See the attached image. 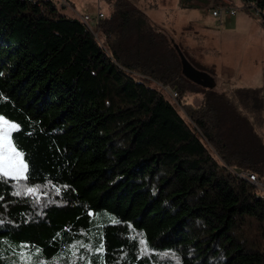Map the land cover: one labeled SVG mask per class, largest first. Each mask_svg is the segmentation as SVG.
Instances as JSON below:
<instances>
[{
	"label": "trees",
	"instance_id": "1",
	"mask_svg": "<svg viewBox=\"0 0 264 264\" xmlns=\"http://www.w3.org/2000/svg\"><path fill=\"white\" fill-rule=\"evenodd\" d=\"M105 2L97 36L57 0H0V117L28 166L0 180V264H264V194L240 176L264 173V59L261 86H203L194 27L189 50ZM242 2L264 30V0Z\"/></svg>",
	"mask_w": 264,
	"mask_h": 264
},
{
	"label": "rangeland",
	"instance_id": "2",
	"mask_svg": "<svg viewBox=\"0 0 264 264\" xmlns=\"http://www.w3.org/2000/svg\"><path fill=\"white\" fill-rule=\"evenodd\" d=\"M177 1L179 0H140L137 2L141 4V8L151 20L172 35L175 42L182 48L186 45L189 50L196 49L195 43L191 42V45H187L189 44L188 37L192 34L190 29L184 28L185 33L189 34L188 37L181 34L187 23L196 25L197 33L203 37L204 45L211 49L206 60L217 67L214 85L217 91L228 92L237 86H261L264 30L257 22L258 17L253 13L256 11L252 7L247 9L242 7V0H227L225 3L229 1L239 7L237 13L233 16L223 14L221 17H215L211 14V5H214L215 0H183L182 6L177 4ZM57 3L60 5L58 0ZM74 3L83 10H76L79 14L93 13L98 7L103 14L108 12L105 0H74ZM153 3L157 6H152ZM60 8L68 15L74 16L75 14L69 8ZM92 25L94 26L93 23ZM165 94L168 99L175 101V97L171 96L168 88L165 89ZM0 120L6 119L0 117ZM9 124L14 123L9 122ZM260 182L262 187L257 189L264 192V173L260 176Z\"/></svg>",
	"mask_w": 264,
	"mask_h": 264
},
{
	"label": "snow or ice",
	"instance_id": "3",
	"mask_svg": "<svg viewBox=\"0 0 264 264\" xmlns=\"http://www.w3.org/2000/svg\"><path fill=\"white\" fill-rule=\"evenodd\" d=\"M17 130L15 124H9L7 120H0V180L8 179L22 181L27 179L28 166L24 163L22 155L16 146L11 143V134ZM31 194L32 190L28 189ZM20 193L17 192L16 195ZM117 223L118 221H113ZM102 248V245L100 246Z\"/></svg>",
	"mask_w": 264,
	"mask_h": 264
},
{
	"label": "built area",
	"instance_id": "4",
	"mask_svg": "<svg viewBox=\"0 0 264 264\" xmlns=\"http://www.w3.org/2000/svg\"><path fill=\"white\" fill-rule=\"evenodd\" d=\"M59 3L63 4V7L68 6V3L66 2V0H58ZM227 2V0H219L217 4L215 5H211L212 10H211V14L212 16L215 17H221L223 14H226L228 16H233L237 13L238 8L237 6H234L233 4L229 3H225ZM243 7V6H242ZM255 16H259V12H253ZM76 17H78L81 21H83L84 23L88 24V26L91 28V30L93 31V33L95 35L98 34V29L96 28V24L97 22L104 17L103 12L98 11L95 17H91L88 14L85 15H77ZM92 23L94 24V26L92 25ZM171 96L174 98L175 97V92L171 91ZM241 174H244L245 176H249L252 177L256 182L259 183V188L262 187V183L260 182V179L257 177V175L255 173H251L248 171H242ZM264 193V192H262Z\"/></svg>",
	"mask_w": 264,
	"mask_h": 264
},
{
	"label": "water",
	"instance_id": "5",
	"mask_svg": "<svg viewBox=\"0 0 264 264\" xmlns=\"http://www.w3.org/2000/svg\"><path fill=\"white\" fill-rule=\"evenodd\" d=\"M184 71L191 79L201 83L203 86H213L215 84L207 75L193 68L186 60L184 61Z\"/></svg>",
	"mask_w": 264,
	"mask_h": 264
},
{
	"label": "crops",
	"instance_id": "6",
	"mask_svg": "<svg viewBox=\"0 0 264 264\" xmlns=\"http://www.w3.org/2000/svg\"><path fill=\"white\" fill-rule=\"evenodd\" d=\"M132 2H134L135 4H139L137 1H140V0H131ZM66 2L68 3V6H66V7H64V8H69L71 11H73V12H75V14H74V16H77V15H85V14H88V15H90L91 17H95L96 16V14H97V12H98V10L99 11H101V9H100V7H98L97 8V11H94L93 13H82V14H79L77 11L78 10H81V11H83L81 8L79 9L77 6H76V4L74 3V0H66ZM145 2V1H144ZM179 3V1H177V4ZM99 4V3H98ZM140 5V4H139ZM152 6H157L155 3H153V5ZM77 10V11H76ZM80 11V12H81ZM101 12H103V11H101ZM191 25L192 27H194L195 29L197 28L196 27V25L194 24V23H187L185 26H187V25ZM192 24H194V25H192ZM255 87H258V86H255ZM263 97H264V90H263ZM263 115H264V112H263ZM264 129V128H263ZM262 134H263V130H262Z\"/></svg>",
	"mask_w": 264,
	"mask_h": 264
},
{
	"label": "bare ground",
	"instance_id": "7",
	"mask_svg": "<svg viewBox=\"0 0 264 264\" xmlns=\"http://www.w3.org/2000/svg\"><path fill=\"white\" fill-rule=\"evenodd\" d=\"M59 4H60L61 7H63V4L62 3H59ZM240 176H242L243 178H245L246 180H248L249 182H251L254 186H256L257 188H259V183L256 182L252 177L245 176L244 174H241Z\"/></svg>",
	"mask_w": 264,
	"mask_h": 264
}]
</instances>
